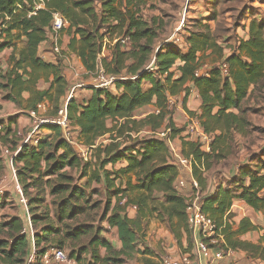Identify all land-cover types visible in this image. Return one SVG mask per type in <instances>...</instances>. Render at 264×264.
Returning a JSON list of instances; mask_svg holds the SVG:
<instances>
[{
  "label": "trees",
  "instance_id": "1",
  "mask_svg": "<svg viewBox=\"0 0 264 264\" xmlns=\"http://www.w3.org/2000/svg\"><path fill=\"white\" fill-rule=\"evenodd\" d=\"M149 1L0 0V53L12 50L8 69L0 71V100L26 114L49 104L54 114L48 117L56 116L70 85L60 59L49 63L39 55L41 44L50 38L54 12L67 20V50L80 58L87 73L102 66L108 75L123 78L116 81L117 89L122 88L118 94L93 88L88 101L78 103L73 97L67 104L70 127L78 131V141L93 151L87 162L64 138L61 127L45 125L51 135L34 145L19 139L13 129L17 117L8 119L1 140L11 152L18 151L13 165L28 199L34 233L32 244L18 215L1 223L0 234L8 239H0V264H24L33 245L39 259L51 249H60L69 251L79 264L86 260L126 264L138 254L144 256L143 264H155V252L146 241L150 220L166 224L180 248L186 239L184 253L193 249L186 198L175 185L179 167L168 144L154 135L143 139L133 135L144 129H171L173 139L181 136L184 131L172 120L169 100L185 94L186 101L191 89H197L200 113L187 112L212 137L210 151L181 136V153L193 158V177L205 192L208 172L235 153L237 135L246 137L253 128L247 104L264 92V19H253L249 39L241 40L228 55L211 31L210 19H198L183 49L159 42L164 24L143 15ZM40 3L43 7L30 15ZM123 36L130 37L129 46L118 41L111 55L102 59L105 41ZM153 60L155 70L149 72L146 68ZM151 105L159 112L135 118L137 110ZM104 138L108 143H100ZM127 139L134 143L127 145ZM119 163L126 165L117 168ZM0 168L4 169L2 159ZM202 199L203 213L221 229L226 246L264 263V233L256 243L243 240L247 233L261 229L248 218L236 223L231 212L240 200L264 214V153L242 165L229 186L219 184L215 193ZM130 207H136L133 218ZM112 229L117 230L119 249L104 236Z\"/></svg>",
  "mask_w": 264,
  "mask_h": 264
},
{
  "label": "rangeland",
  "instance_id": "2",
  "mask_svg": "<svg viewBox=\"0 0 264 264\" xmlns=\"http://www.w3.org/2000/svg\"><path fill=\"white\" fill-rule=\"evenodd\" d=\"M214 14L216 15L215 19L213 18ZM143 15L145 19H158V22H162L164 24L160 34V43L166 42L172 37L180 38L185 41L189 31L194 30L193 25L198 19L204 20L209 18V27L211 31L218 37L219 42L223 46H225V55H228L235 47L238 46V38H241L244 35L245 29L250 26L251 21L253 19H264V0H150L148 5L143 10ZM68 39L69 36L66 30H64L61 34V46L66 44ZM115 41H105L103 54L101 56L102 59L111 55L112 48L116 43ZM49 46L51 47V50L53 52L52 45ZM3 53L0 54L2 58L8 59V51L5 50ZM62 54L63 56H65V52L62 51ZM57 57L62 61L63 68H66L65 70H71V72L73 73L72 78L69 80V94L75 87L73 93L74 98H76L77 101L81 103V101H83V93L91 88L90 85L94 80L93 74H89L81 70L77 65L73 63L72 60L71 65L66 66L65 64H63L64 58L62 59L59 56ZM65 100L66 99L61 102L60 107L64 106ZM247 105L251 109L248 117L253 123V128H251L249 134L246 137L237 135L235 153L228 159L215 164L212 170L208 172L207 177L211 187L210 189L216 188L219 184L223 185L224 187L229 186V182L231 181L232 176L238 173V170L242 165L247 164L249 160L253 158V155H261L262 153H264V92L261 95H254L253 99L248 102ZM51 113L54 114V109L52 106H49L44 112V115L49 116ZM173 114L174 111L172 109V120ZM2 115L3 116L0 117V158L3 159L4 169L0 168V186L4 188L5 195L3 196V198L0 197L1 201L4 200L3 204L0 203V224L7 222L10 217L17 216L18 214L20 215L23 213V211H25L24 207L19 203V196L16 192L17 183L14 177V166L11 162V156L9 154L11 151L9 150V147L3 145L1 140V136L6 131L8 119L10 118V116L8 117L6 116V114ZM11 115L14 114L11 113ZM26 117L28 118V116ZM167 123L168 122H166V125ZM174 124L177 129H183V131L186 130L187 121L185 119L178 122L176 121L174 122ZM31 126V123L26 125L20 124L17 118V123L14 125L13 129H15L17 133H19V139L25 141L32 130ZM67 131L69 133L70 140L72 142H75L71 145L75 147L80 155L87 154L89 159L93 157V151H91L90 149H82L77 146L79 142L77 139L78 131H76V129L72 127H70ZM49 132L51 133L50 129H48V132H41V135H48ZM152 135L153 133L149 132L148 129H144V131H142L140 134H134L133 137L143 139ZM38 137V134L32 135V139H36ZM180 137L181 136H178L175 139H180ZM106 139L107 138L101 139L100 143H108V140ZM126 143L127 145H132L134 141L127 139ZM179 144L180 140L176 141L175 146L179 147ZM7 150L10 152L7 153ZM185 180L187 181L188 185L186 186L187 189L182 193H193V187L192 185H190V177H188L187 174H185ZM200 195H204V192H202L201 190ZM236 210L237 212L235 220L237 223L241 221L240 219L248 218L252 221V223L257 225L262 231H264L263 213H258L252 208L244 205L240 206ZM152 222H155L156 228H164L166 231L168 230V226L166 224L160 223L157 220H150L148 222V226ZM159 223L162 224L163 227L160 226ZM103 227L108 228L107 224H103ZM147 231L148 229H146V235ZM169 234L171 233L169 232ZM260 235V231H255L244 236L243 238L245 240L256 243ZM104 236L107 239L111 240L116 236V234L111 230H108V232L104 233ZM0 239L7 240L8 238L6 237V235L0 234ZM183 242L188 248L187 240L183 239ZM65 252L67 253L71 262L64 264H79L75 259L70 258L69 251L65 250ZM161 253L162 254L159 255V259H161L162 257H166L168 252L162 251ZM188 253L192 255V249H190ZM141 259L142 258L136 257L126 264H142ZM24 264H29V257L27 261L24 262ZM30 264H45V262L43 258L39 259L35 257L34 262ZM48 264L58 263L50 262ZM82 264H92V262L89 263L88 260H86ZM227 264L264 263L258 260L248 259L247 256L241 255L237 260L231 261Z\"/></svg>",
  "mask_w": 264,
  "mask_h": 264
},
{
  "label": "built area",
  "instance_id": "3",
  "mask_svg": "<svg viewBox=\"0 0 264 264\" xmlns=\"http://www.w3.org/2000/svg\"><path fill=\"white\" fill-rule=\"evenodd\" d=\"M43 7V4H38L35 6V11L32 12L30 15H36V11ZM68 22L64 18V16L59 12L52 13V22H51V35L48 41L51 43L53 52L60 56L62 59H66L65 56L62 54V46L60 44L61 41V34L67 28ZM124 47H128L130 44V37L123 36L119 40ZM166 43H174L175 45H183L185 41L180 38L172 37L171 39L167 40ZM64 52V51H63ZM103 54V52H102ZM102 56V55H101ZM147 71L153 72L154 68V60L151 64L146 68ZM222 70L225 74H227L228 67L226 64L223 63ZM202 73V71H201ZM200 74V73H199ZM94 80L93 83L90 85L91 88L94 89H102L110 92H120V90L116 87V81L118 78L111 75H108L105 69L102 66H99L95 73H93ZM74 90L68 94L64 106H61L58 110L56 116L48 117L44 115V112L47 109V105L42 103L38 105L37 110L31 111L28 115L32 121V130L28 135V138L24 141L25 143H30L37 145L41 140L45 139L47 136L51 135H41V129L45 125H56L63 129V136L64 138L70 143L74 144L69 138L68 129L70 128V122L68 119V109L67 104L68 102L74 97ZM173 98L169 100V106L172 109L174 106ZM171 129H163L156 132H153V135L159 138L160 140L165 141L169 148L170 154L173 161L177 164L180 170H189L191 173L193 171V158L185 157L182 155L179 148H177L174 144V139L172 137ZM184 136L187 139L198 142L201 144L202 149L206 152L210 151V146L212 142V137L208 135L203 127L200 124V121L196 117H190L187 122L186 130L183 132ZM38 134L39 137L36 139H32V135ZM78 147L84 148L89 150V148L83 146L80 142L77 144ZM10 151L7 150V153ZM11 162L13 164V159L18 154L16 152H10ZM84 161H89V157L86 154L81 155ZM14 166V165H13ZM14 177L17 183L16 192L19 196V203L24 207L26 213V217L30 223L31 216L28 212V199L23 194L22 186L19 184L17 180V169L14 166ZM186 187V183L184 179H179L176 185V189H182ZM192 187L194 189L193 193L186 197V213L188 217V223L191 230V236L193 238L195 249L191 254H185L180 257H163L159 259L155 264H218L222 260H224L227 256L233 253V250L226 246L225 237L221 233V229L217 226V224L206 214L203 213L202 205L203 199L200 195V187L198 182L193 179L192 180ZM5 195L4 188L0 186V196L3 197ZM126 200L124 199L122 203H125ZM130 210H136V207H130ZM129 211V210H128ZM24 233L27 234L26 229ZM28 235V234H27ZM32 244H33V237H32ZM36 257V250L33 245L32 252L29 256V264L34 262ZM45 264L50 262H56L58 264L70 263L71 260L69 259L67 253L60 249H51L43 256Z\"/></svg>",
  "mask_w": 264,
  "mask_h": 264
},
{
  "label": "crops",
  "instance_id": "4",
  "mask_svg": "<svg viewBox=\"0 0 264 264\" xmlns=\"http://www.w3.org/2000/svg\"><path fill=\"white\" fill-rule=\"evenodd\" d=\"M69 39H68L67 43L62 46V49L65 52V57H66V59L63 60V64H65L66 66L67 65H71V62L73 61V63L75 65H77L81 70L87 72L86 69L84 68L80 58L77 57L76 55L71 54V53L68 52L67 45L69 43ZM247 39H249V26L245 29L244 35L241 38H238V41L240 42L241 40H247ZM49 45H51L49 41H46V42L42 43L40 48H39V55L45 61H47L49 63H57L58 60H59L58 57H57L58 55H56L54 52H52L51 47ZM180 47H183V49H185L187 47L186 42L183 45H180ZM7 51L9 53V58L8 59H3L2 56L0 55V71L1 70H6L9 67V60H10V56L12 54V50H7ZM63 69H64L63 70L64 76L66 77V79L69 82V80L73 76V73L71 72V70H65L66 68H63ZM120 91H122V88L120 89ZM113 93L114 94H118L119 92H114L113 91ZM93 95H94L93 88H90V89L86 90V92L83 93V101H81V103H84V102L88 101ZM28 96H29L28 94L24 95L25 98H27ZM173 100H174V106H173L172 109L174 111V114H173V121L174 122L182 121L183 119H185L188 122V119L191 116L188 114L187 111L193 112L195 114H199L200 113V110H201L200 108H201L202 102H201V99H200L199 92L195 88L191 89L190 94L186 98V101H185V94H182L180 96L174 97ZM76 101H77V99H76ZM46 105H47V107L50 106L49 104H46ZM0 106H1V108H0V117L3 116L2 114H6V116H8V117L9 116L10 117L15 116V117L18 118V122L20 124L26 125V124L31 123V125H32V121H31L29 115L26 114L25 112H23L22 110H20L19 108H17L15 104H13L11 102H8V101L0 100ZM158 112L159 111L156 109V107L154 105H151V106H147V107H144L142 109L137 110L134 115H135L136 119H140V118H143V117H145V116H147V115H149L151 113H158ZM11 113H13L14 115H11ZM26 116H28V118ZM31 128H32V126H31ZM48 129L49 128L44 126L43 129H41V132H48ZM151 133H153V132H151ZM183 135H184V133H183ZM183 135H181V136H183ZM178 140H180V139H175L174 138V144ZM177 148H179V150L181 151V148H182L181 140H180L179 147H177ZM0 159H2V158H0ZM125 165H126V163H119V164H117L116 167L120 168V167H124ZM108 168L111 169L112 166L108 167ZM185 174H187V176L190 177V185H192V180L194 179L193 174L189 170H186V169L185 170H180L179 169V177H178L175 185H177V182L179 181V179H184V181L186 183V186L188 185L187 181L185 180ZM210 188H211L210 184H208L206 193L204 192V195H206L207 193H212V194L215 193L217 187L213 188V189H210ZM186 189H187V187H184V188L178 190L183 196H185V198L192 194V192L182 193ZM192 191H194V189H192ZM243 205L247 206L245 203H243L240 200H236L234 202V204L232 206V209H231V212H232V215H233V221L236 222V220H235L236 219V212H237L236 209L239 208L240 206H243ZM26 213H27L26 211H23V213L20 214V215L18 214V216L21 217V219L23 220V222H24V230L26 229L28 237L31 238V240H32V237H33V225H32V223H30L28 221V219L26 217ZM128 213H129V216L131 218H133L136 215V210H130L129 209ZM240 220H242V219H240ZM159 225L163 227L162 224L159 223ZM147 229H148V231H147V235L148 236L146 238L147 245L152 251L155 252V256L152 257V259L154 260V263H156L159 260V255L162 254L161 253L162 251L168 252L166 257H168V256L169 257H180L182 255L189 254L188 252L184 253V251L187 250V247H186L184 242L182 244V248L179 247L178 243H177L178 246L176 245L177 240L175 239V236L171 233L169 228H168V230H169V232L171 234H169L168 230L166 231L164 228H161V229L156 228L155 222L154 223L152 222L148 226ZM111 231L113 233H115L116 236L114 238H112L110 240V242L117 249H119L121 247V245H120L121 243L118 240L117 230L116 229H112ZM260 232H261V235L264 233V231H262V230H260ZM251 233H253V232L247 233L246 235L251 234ZM246 235H244V236H246ZM261 235H260V237H261ZM260 237H259V239H260ZM161 238H163V239H161ZM192 240H193V238H192ZM243 240H245V239L243 238ZM194 249H195V244H194V241H193L192 253H193ZM104 254H105V251H102V255H104ZM241 255L247 256V254L245 252H243V251L233 250V253H231L229 256H227L224 260H222L218 264L230 263L231 261L237 260ZM137 257L142 258L141 261L144 259V256H142L140 254H138ZM148 257H150V256H148ZM258 261H260V260H258ZM142 264H143V261H142Z\"/></svg>",
  "mask_w": 264,
  "mask_h": 264
}]
</instances>
